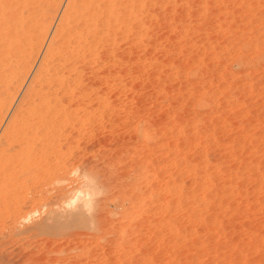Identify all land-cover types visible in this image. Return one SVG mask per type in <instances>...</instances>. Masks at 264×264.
Returning a JSON list of instances; mask_svg holds the SVG:
<instances>
[{
  "label": "rangeland",
  "instance_id": "1",
  "mask_svg": "<svg viewBox=\"0 0 264 264\" xmlns=\"http://www.w3.org/2000/svg\"><path fill=\"white\" fill-rule=\"evenodd\" d=\"M55 1L44 7L48 30L25 75L9 79L0 136L70 2ZM145 1L136 8H144L142 38L131 32L130 43L114 46L127 59L101 79L100 108L75 106L79 131L71 122L58 130L80 132V143L57 145L64 152L52 163L74 168L69 155L82 151L101 169L86 187L93 206L34 229L42 204H27L16 220L0 207V264H264V0Z\"/></svg>",
  "mask_w": 264,
  "mask_h": 264
},
{
  "label": "bare ground",
  "instance_id": "2",
  "mask_svg": "<svg viewBox=\"0 0 264 264\" xmlns=\"http://www.w3.org/2000/svg\"><path fill=\"white\" fill-rule=\"evenodd\" d=\"M149 1L152 4L153 1ZM161 1L156 0V4ZM53 2L54 0H0V97L5 96L4 98L2 97L4 100L0 99V109L2 105L5 106V98H10L12 96L11 91L14 90L11 87L9 88L10 85L7 86L9 83H13L12 80V82H9V79L14 78L16 82L17 79L19 81L25 75V70L29 67V60L34 50L37 51L39 48L38 43L41 39L43 41L42 36L46 32L44 30H48V28L44 26L45 24L43 25L40 17L44 13V7L48 6V3L53 4ZM144 2L146 1L70 0L68 3L63 15H61L62 18L56 29L55 36L52 38L48 48H46L47 50H45V57H43L44 59L42 58L35 77L29 84L30 86L28 85L29 87L24 91L18 108H16L17 111L12 116V120L6 125L5 130H3L4 133L1 132L0 207L12 213V215H9V213L8 215L10 217L13 216V220L18 218H15L16 215L19 216L24 207H28L26 206L27 204L30 206L42 204L45 209L44 215L32 225V229L38 228V226L47 228L46 225L51 224L53 221H56L58 224H65L67 220H71L69 219L71 215L74 217V215L78 216L77 214H79L80 216L81 213H86L93 206L90 198H93L95 191L91 194H86V192H89V190H86V187L87 185L89 187L90 185H97L98 183L96 182L98 181L96 179L99 180L102 177H100L101 175L96 176L97 169L95 168L97 164L96 166L93 165V157L91 163L85 161L84 157L86 155H84L85 153L82 154L81 150H85L87 144H84L85 149H81V152L75 153L74 157L71 155L73 153H69V156L74 160L72 161L74 162V168L72 167L73 165L69 166V162L66 163L67 161L62 160L63 163L68 164L66 166V164L52 163L51 160L52 158H57L54 161H58V157H60L63 151L59 152L61 147L72 146L74 142L80 143V141H77L80 138L78 137L80 132L75 133L79 131L76 130L78 126H81L80 123L83 119L81 121V116L75 118L76 114L73 115L75 112L73 113L72 109H77L78 107L76 108L75 106H80L82 110L84 109L86 112L89 110V113L92 111L91 114H94L93 109L98 110L100 108L101 93L99 92V88H103L99 86L100 82L103 83L101 79H109V75L115 73H112V69H114L112 68L113 65H122L125 59V57L124 59L122 58L123 56L120 58L115 53L116 47L114 46L118 45L120 42L118 40L127 39L129 34L131 35V32L136 33V36L142 38L143 30L140 31V28L145 18L141 16L139 19V17L143 15L140 13H142L141 11L144 8L142 10L141 7L140 9L138 8L141 10H138L140 12L138 15L136 8ZM160 4L159 6H161ZM144 5H147V3ZM48 8L46 7V9ZM145 8L149 7L146 6ZM49 11H46V13H49ZM46 19L48 18L46 17ZM134 21L136 23H132ZM46 22L48 23V21ZM133 29L135 31H131ZM103 46H110L112 50L109 49L110 51L107 52L105 47L106 51L104 50L105 52L102 53L100 48ZM93 66H96L99 72L90 71ZM83 73H86V75L89 73L88 76L94 74V77H89L94 80L91 79L87 82L84 79L86 75ZM18 81L16 85L19 83ZM126 82L124 81L123 83ZM13 85L15 86V83ZM128 85L127 82L126 86L128 87ZM127 87L124 86V89H127ZM105 96L107 97V94ZM101 99L105 100L106 98ZM111 103L109 104L111 105ZM101 107L106 109L109 105L108 107H105V105ZM109 108L108 110H111ZM106 112L108 113L109 111L106 110ZM91 114H89V118ZM83 115L85 116V114ZM87 115L88 113H86ZM67 122L73 123H68V125H72L69 129L73 128L72 130L76 132L73 135V131L67 130L72 133L65 132L67 134L62 137L63 135H58V130L62 124H67ZM92 122L90 121V123ZM75 127L77 128L74 130ZM59 136L62 138H58ZM57 145L59 149L56 148ZM79 145H77L76 149L82 148ZM66 149L64 148V150ZM97 154L99 157L100 153ZM61 157L65 156L62 155ZM89 157V159H92L90 155ZM59 160L61 159L59 158ZM99 160L102 161V159ZM68 166L72 168L70 169ZM40 169L44 170L42 174L41 172L39 173ZM99 170L101 171V169ZM70 174H75L77 178L74 180L75 183L73 185H61L56 188H50L53 181L56 182L55 184L57 182L63 183ZM25 187H27V191ZM74 202L77 203V206ZM6 207L11 208L13 211L8 210ZM6 210L4 212H7ZM79 216L78 218L81 217ZM73 217L72 219H74Z\"/></svg>",
  "mask_w": 264,
  "mask_h": 264
}]
</instances>
